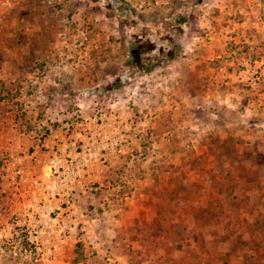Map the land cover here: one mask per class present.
<instances>
[{
    "label": "rangeland",
    "instance_id": "374dc122",
    "mask_svg": "<svg viewBox=\"0 0 264 264\" xmlns=\"http://www.w3.org/2000/svg\"><path fill=\"white\" fill-rule=\"evenodd\" d=\"M87 1L90 4L75 14L78 11L73 4L66 10L48 0H32L10 16L0 36V76L17 84L12 91L17 98L30 95L31 84L36 83L33 93L44 95L45 102L60 101L65 110L76 105L71 98L63 97L79 91L82 106L77 105L76 121L80 126L87 120L91 122L89 130L96 131L95 144L101 148L106 138H129L135 130L141 131V138L120 153L92 151L95 157L91 175L98 172L107 178L90 181L89 189L112 188L113 193H108L113 194V203L121 204L124 201H119L120 196L130 198L137 187L146 184L144 174L151 172L154 163L163 164L154 171V175L161 176L162 171L172 172L186 160H193L194 165H200L204 158L209 162L207 153L230 161L239 158L236 143L244 144L248 137L240 140L228 133L231 123L239 118L240 106L231 101L236 98L242 105L245 100L264 95V11L260 14L249 8L254 0H146L142 6L133 0H128L130 6H125L126 0ZM256 59L260 60L257 67L252 62ZM6 61H17L19 65L15 69L7 67L3 65ZM205 78L217 79L222 84L217 92L227 95L230 102L204 103V95L199 93L206 89L200 83ZM40 81H46L44 89L39 87ZM188 94L199 95L190 102L185 98ZM41 104L40 97L35 105ZM216 113L218 117L213 115ZM61 120L57 117L50 123L58 128ZM191 120L198 126L194 133L190 132ZM217 128L222 132L208 135ZM207 139L214 143L210 145L213 152L187 147ZM84 144L81 139L77 149L81 155L86 151ZM246 147L241 158H250ZM32 151H17L16 156L2 152L0 175L10 179V174L15 176L21 169L29 180L45 178V170L27 158ZM259 163L254 162L253 168L238 164L220 171L243 176L250 174V169L254 176L263 175L264 167ZM14 184L20 196L14 198L11 194L13 184L0 195V264H43L45 236H41L42 245L35 247L29 245L27 235L35 223L43 220L58 226L54 222L60 208H48L50 201L43 194L46 182L36 188L29 182ZM49 191L56 204L60 195L57 190ZM6 195L9 197H3ZM93 208L90 203L86 205L88 210ZM43 210H55L50 215L54 221ZM25 212L33 214L32 219L20 221ZM85 233H73L67 227L48 237L68 245L65 240L71 234L82 239Z\"/></svg>",
    "mask_w": 264,
    "mask_h": 264
},
{
    "label": "crops",
    "instance_id": "0c3cea01",
    "mask_svg": "<svg viewBox=\"0 0 264 264\" xmlns=\"http://www.w3.org/2000/svg\"><path fill=\"white\" fill-rule=\"evenodd\" d=\"M126 1L125 6H130L132 2ZM133 1L142 6L146 0ZM29 2L18 7L13 14L28 6ZM88 3L87 0H75L74 3L61 0L59 6L68 10V6L73 4L78 11L75 14H79L80 7L88 6ZM250 7L263 14L264 0H254ZM252 62L257 67L260 60ZM5 64L14 69L19 65L17 61H6ZM0 78L4 81L0 79V157L2 152H11L16 156L17 151L33 150L32 154L28 153V160L33 162L32 165L42 167L47 174L51 157L68 156L70 158L67 159L71 160L78 156L81 139L85 142L84 150L103 149L95 144L96 131L89 130L91 122L87 120L80 126L76 121L77 105L82 106L79 91H73L72 97L69 94L63 97L71 98L70 102L75 103L76 107L72 110H65L58 100L45 102L44 95L40 96L42 104L39 107L35 103L40 97L35 91L33 93L36 83L31 84L30 95L17 98V95L12 94L17 84L4 80L5 76ZM200 83L202 88H206L199 93L204 95V103L230 102L227 95L217 92L222 85L217 79L205 78ZM45 84L46 81H40L39 87L44 89ZM8 89L11 93H7ZM198 95L188 94L185 98L194 102ZM234 99L231 104L240 106L236 109L239 118L237 122L231 123L233 126L228 133L238 136L240 140L243 136L248 137V142L236 143V155L239 158L230 161L207 153L209 162L204 158L200 165H194L193 160H186L182 166L172 168V172L162 171L161 176L154 175V171L163 164L154 163L151 172L144 174L146 184L143 183L139 189L137 187L136 193L130 198L120 196L119 201H124L121 204L113 203L116 200L113 194L110 195L113 193L112 188L108 190L110 194L101 187L94 191L89 189L90 181L106 180L107 176L98 172V175L90 174L57 189L60 196L56 204L55 198L50 199L49 189H52L46 181L43 194L46 201H50L48 208H60L54 222L58 226H53L52 222L49 225V221L45 220L52 232L51 236L67 227L73 233L82 230L86 233L82 239L71 234L70 239L65 240L68 245L58 244L54 237L51 239L45 235L46 243L41 258L43 264H264V174L254 176V170L250 169V174L243 176L238 173L222 174L220 171L222 167L238 164L253 168L254 162L259 161L264 167V95L261 99L245 100L246 104L242 105V102ZM213 115L218 117V113ZM55 117L63 121L58 128L50 123ZM218 122L219 118H216L215 123ZM189 123L190 132L194 133L198 126L192 120ZM243 123L246 125L243 126ZM218 129L210 130L208 135H214L220 131ZM212 144L207 139L201 144L193 143L187 147L191 150L200 148L203 153L213 152L210 147ZM245 146H248L245 150L250 152V158H241ZM206 163H209L208 167ZM13 176L10 174L9 179L0 175L1 196L11 184L13 197L20 196L14 191L18 187L13 182ZM8 195L3 197L7 198ZM64 203H68L67 208ZM89 203L94 205L93 209H86ZM53 211L43 210V214L50 220ZM25 213L20 221L26 220L25 217L32 219L33 214L29 216Z\"/></svg>",
    "mask_w": 264,
    "mask_h": 264
},
{
    "label": "built area",
    "instance_id": "2783aa9c",
    "mask_svg": "<svg viewBox=\"0 0 264 264\" xmlns=\"http://www.w3.org/2000/svg\"><path fill=\"white\" fill-rule=\"evenodd\" d=\"M31 0H0V36L3 34L5 25L12 16L13 12L20 6L24 5L25 2H29ZM52 5H59L61 0H48ZM129 138H118L115 140H110L106 138L104 145L105 150H108L110 153H120L124 151L126 148H130L134 140H138L141 138V131L135 130L133 134L128 136ZM94 154L92 150L86 149L84 154H78L71 160H68L66 157H62L60 155H56L50 158L49 160V172L46 174L45 178H35L29 180L24 174H22V170L18 169L13 178L14 182L22 183L29 182L31 187H39L44 182H48L49 186L52 190H57L63 185L71 184L76 180L83 178L89 173L91 174V170L93 169V158ZM20 179L19 181H17ZM41 179V180H40ZM47 223L45 220L35 223L32 227V230L29 231V235H27V239L29 241V245H34L38 247L42 245L41 236H51L52 232L47 228Z\"/></svg>",
    "mask_w": 264,
    "mask_h": 264
}]
</instances>
